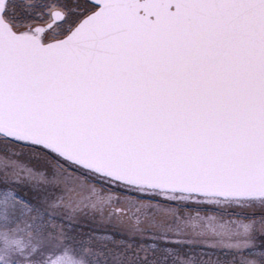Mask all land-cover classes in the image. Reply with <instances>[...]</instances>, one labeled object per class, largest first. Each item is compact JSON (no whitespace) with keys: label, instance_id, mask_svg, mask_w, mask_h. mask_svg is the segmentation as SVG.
Returning <instances> with one entry per match:
<instances>
[{"label":"snow or ice","instance_id":"1","mask_svg":"<svg viewBox=\"0 0 264 264\" xmlns=\"http://www.w3.org/2000/svg\"><path fill=\"white\" fill-rule=\"evenodd\" d=\"M0 264H264V0H0Z\"/></svg>","mask_w":264,"mask_h":264}]
</instances>
